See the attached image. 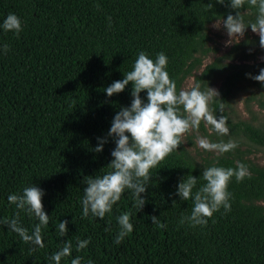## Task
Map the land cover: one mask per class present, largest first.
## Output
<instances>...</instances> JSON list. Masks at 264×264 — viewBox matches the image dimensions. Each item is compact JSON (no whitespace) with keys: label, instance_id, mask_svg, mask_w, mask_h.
Listing matches in <instances>:
<instances>
[{"label":"trees","instance_id":"trees-1","mask_svg":"<svg viewBox=\"0 0 264 264\" xmlns=\"http://www.w3.org/2000/svg\"><path fill=\"white\" fill-rule=\"evenodd\" d=\"M212 4L211 9L207 5ZM216 0H0V264H55L52 257L65 242L72 245L60 264H264V166L230 152L196 164L180 144L155 168L141 198L139 211L132 191L103 220L83 217L81 201L87 177L112 171L115 138L108 137L112 121L122 107H130L132 85L107 97L105 89L133 70L140 52L155 61L163 52L166 71L180 91L183 80L200 67L209 52L207 26L226 20L236 10ZM244 23L255 22L257 8L245 3ZM15 14L21 21L18 36L5 32L4 19ZM251 31V28H246ZM9 45L7 54L3 46ZM258 47L253 52L247 48ZM264 54L259 36L245 34L222 59L256 62ZM214 63L203 67L195 81L213 74ZM264 62L225 64L227 71L212 111L225 116L223 105L230 87L245 82L264 93V83L252 77ZM147 93L141 99L147 103ZM264 111V100L258 102ZM226 117V116H225ZM227 126L253 144L264 147V129L239 121ZM127 135V133H126ZM98 138L103 151H93ZM247 166L250 178L232 177L227 191L231 210L223 207L204 226L193 227L182 217L191 215L193 199H181L178 184L216 166ZM206 182L201 178L193 196ZM35 186L44 192L42 205L49 216L41 227L43 247L25 242L3 222L17 220L31 235L39 224L34 214L10 204L8 196ZM130 213L133 231L120 244L118 218ZM166 225L160 228L151 217ZM67 220V234L59 222ZM109 227V231L105 228ZM89 240L77 250L78 241Z\"/></svg>","mask_w":264,"mask_h":264},{"label":"clouds","instance_id":"clouds-1","mask_svg":"<svg viewBox=\"0 0 264 264\" xmlns=\"http://www.w3.org/2000/svg\"><path fill=\"white\" fill-rule=\"evenodd\" d=\"M223 4L224 0H216ZM246 0H230L229 7L236 10L235 16L229 14L226 20H217L213 28L219 29L221 24L226 29L229 37L225 47L238 44L245 35V29L251 28L253 33L259 35V45L264 49V0H247L250 6L256 7L258 14L255 22L248 25L244 23L245 13L239 10L244 8ZM212 4L207 5L211 9ZM5 32H13L16 36L22 31L20 19L15 14H9L2 24ZM10 46L4 45L5 54ZM167 57L161 52L157 54L155 61L150 59L144 52H140L136 59L133 70L124 75L122 81H115L104 91L107 97L121 93L125 87L132 85V102L130 107H122L115 115L108 137L115 138V149L111 152L113 157L107 166L112 171L101 176L87 177L84 197L81 201L82 215L92 216L103 220L106 213L112 210L114 204L120 199L125 189L131 190L136 200L139 211L146 201L141 194L146 192L150 180V169L155 168L167 156L177 150L184 143V138L190 131L199 129L203 121L209 133L215 132L221 136L229 135L227 117L216 118L209 109V103L217 98L219 93L208 88L207 92L199 90V85H189L177 91V85L170 79L167 67ZM258 82L264 83V69L258 76L252 77ZM146 92L147 103L140 93ZM127 133V135H126ZM106 139L98 138V145L93 149L96 153L103 151ZM196 144L206 152H215L217 155L235 150L238 144L229 140L227 143H213L207 137L198 136ZM250 172L246 165L238 164L235 169L223 167H208L203 170L202 176L206 183L193 196V188L197 184V178L190 175L187 180L183 179L177 187V195L187 201H194L191 215L182 217L181 223L187 219L193 227L207 224V220L223 207L225 212L231 210L230 193L227 191L232 177L237 182L250 178ZM44 192L35 186L24 188L21 195L8 196L10 204H15L19 210H25L38 218L39 224L31 235L27 230L18 226L17 220L3 223L27 243L43 247L41 227L49 222V216L44 212L42 197ZM152 223L160 228H166L157 217H151ZM69 221L59 222V233L63 237L67 234ZM120 231L116 236L115 243L120 244L124 238L133 231L130 223V213L122 214L118 218ZM110 228L106 227L105 231ZM89 240L78 241L77 250L87 246ZM72 245L65 242L63 248L58 251L52 260L60 264L62 257L69 256ZM81 258L71 260V264H80Z\"/></svg>","mask_w":264,"mask_h":264},{"label":"rangeland","instance_id":"rangeland-1","mask_svg":"<svg viewBox=\"0 0 264 264\" xmlns=\"http://www.w3.org/2000/svg\"><path fill=\"white\" fill-rule=\"evenodd\" d=\"M215 23L216 21L207 26V34L209 37L208 46L210 47L211 52H209L205 57L202 58L200 67L197 70L193 71L191 76L183 80L180 90L188 87L189 85H199V90L202 92H207L208 88L218 91L221 87L225 75L227 74V71L222 70L225 64L228 63L230 65H251L258 62H264V54L262 53L256 56V62H243L238 61V59L234 61H227L225 59H222V55L227 53V51L234 44L225 47V42L229 39L226 29L223 27V24H221L218 30L213 28V25ZM245 34L248 36V38L253 35L259 36L252 31L246 30ZM242 39L243 38H241L240 41ZM256 49H258V47L251 46L247 48L249 52H253ZM211 63H214L213 74L204 81L196 82L194 76H198L203 67ZM263 100V92L251 87L245 82H238L230 87L223 105V112L227 117V120L230 121L231 124H237V122L242 121L247 122V124L251 125L254 128L264 129V111L260 109L258 105V102H261ZM209 109L212 111L210 103ZM215 116L217 119H219L216 114ZM209 127L211 126H206L202 121L199 129L187 133L184 138L185 142L181 144L184 150L196 164L202 165L206 161H209L217 156L215 152H206L198 147V145L196 144V140L198 136H201L207 137L213 143H227L229 140L235 141L238 144V147L235 150L230 151V153H232L233 155H240L244 159L247 158L252 163L259 166H264V147L253 144L252 142L247 140L242 133H240L239 131L236 132L228 126L227 127L229 128V135L227 136H221L215 132H212L210 134L208 131Z\"/></svg>","mask_w":264,"mask_h":264}]
</instances>
